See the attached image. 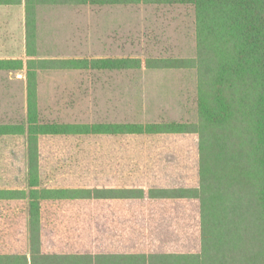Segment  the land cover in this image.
Here are the masks:
<instances>
[{"label": "trees", "instance_id": "16d2710c", "mask_svg": "<svg viewBox=\"0 0 264 264\" xmlns=\"http://www.w3.org/2000/svg\"><path fill=\"white\" fill-rule=\"evenodd\" d=\"M23 0H0V6ZM26 60L0 59V72L26 75V121L0 124V138L26 137L27 189H0V202L28 205L31 258L2 256L0 264H89L92 255H44L42 215L54 225L185 228L184 254L120 256L135 264H264V0H24ZM191 6L196 55L41 59L37 53L38 7ZM195 71L196 122H43L38 97L42 71ZM197 135L199 186L164 189H49L40 169L45 136ZM198 202L194 211L184 203ZM44 205H52L48 211ZM187 218V219H186ZM133 231V230H132ZM143 232V230H141ZM130 233V234H131ZM143 262V263H142Z\"/></svg>", "mask_w": 264, "mask_h": 264}, {"label": "rangeland", "instance_id": "374dc122", "mask_svg": "<svg viewBox=\"0 0 264 264\" xmlns=\"http://www.w3.org/2000/svg\"><path fill=\"white\" fill-rule=\"evenodd\" d=\"M36 20L41 59L196 55L191 6H41ZM25 31L22 7L0 8V58L21 56ZM26 85L24 72H0V124L26 121ZM38 97L43 122L197 121V75L191 70L42 71ZM26 153V137L0 138V189H27ZM40 162L44 187H146L158 172L169 186H199L197 135L45 136ZM178 207L195 212L196 226L198 202ZM7 208L28 205L0 202V211Z\"/></svg>", "mask_w": 264, "mask_h": 264}, {"label": "crops", "instance_id": "0c3cea01", "mask_svg": "<svg viewBox=\"0 0 264 264\" xmlns=\"http://www.w3.org/2000/svg\"><path fill=\"white\" fill-rule=\"evenodd\" d=\"M23 8V17L25 19V1L21 4L0 6V8ZM25 21V20H24ZM24 50L20 57L6 59L26 60V31L23 34ZM1 60L3 58H0ZM112 136V135H99ZM169 136H186V135H169ZM189 136V135H187ZM58 137V136H49ZM66 137V136H64ZM74 137V136H67ZM41 169V162H40ZM150 175V174H149ZM149 179V177H148ZM153 185L134 187H118L114 182H103L99 189H164V188H181L168 185L165 174L162 172L155 173L150 177ZM42 180V173H41ZM157 185L156 183H162ZM43 184V183H42ZM112 184V185H110ZM148 184V183H147ZM44 186V185H43ZM44 188L49 189H74L88 187H64L60 185ZM90 189H95L91 188ZM188 188V187H184ZM47 214L48 219L42 215V225L40 229V246L44 255H92L98 256V260L89 264H131L120 261V256L130 255H168V254H184L185 247L192 245L186 244L185 228L178 226H139V236L133 235L138 227H132L128 231L121 230L116 226H58L53 223L52 209ZM143 230V232L141 231ZM131 233V234H130ZM0 255L2 256H27L31 258V234L28 220V210L20 208H7L0 211ZM86 261L81 260L78 264H85ZM143 263V262H142ZM137 264V262L135 263ZM150 264V262H146Z\"/></svg>", "mask_w": 264, "mask_h": 264}]
</instances>
